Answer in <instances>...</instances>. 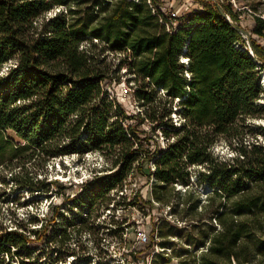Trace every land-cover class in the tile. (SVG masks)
I'll use <instances>...</instances> for the list:
<instances>
[{"label": "trees", "instance_id": "16d2710c", "mask_svg": "<svg viewBox=\"0 0 264 264\" xmlns=\"http://www.w3.org/2000/svg\"><path fill=\"white\" fill-rule=\"evenodd\" d=\"M201 1L204 9L167 31L160 0H0V167L9 171L11 193L47 196L52 181L30 167L69 153H98L111 171L65 198L72 216L50 205L49 219L28 229L37 220L11 212L14 228L0 230V264H61L76 254L72 241L83 256L80 232L94 236L96 251L100 230L119 244L124 227L111 212L135 200L170 215L151 225L145 246L159 249L153 264L173 257L179 264H264V145L246 140L264 135L253 124L264 117V46L249 38L251 55L239 13ZM253 18L251 34L264 39V17ZM122 68L124 84L134 83L133 116L104 86L119 84ZM144 122L162 146L144 148ZM220 141L237 156L213 155ZM133 174L147 178L146 201L123 192ZM0 181L7 184L5 176ZM101 209L109 218L99 221ZM32 242L43 244L37 253Z\"/></svg>", "mask_w": 264, "mask_h": 264}, {"label": "rangeland", "instance_id": "374dc122", "mask_svg": "<svg viewBox=\"0 0 264 264\" xmlns=\"http://www.w3.org/2000/svg\"><path fill=\"white\" fill-rule=\"evenodd\" d=\"M93 1V0H89ZM158 4L160 9L163 10L165 15L168 16L169 10L175 12L179 16L189 10H199L204 9L203 2L201 0H160ZM214 5H218L221 11L225 12L229 8L233 12H238L237 26L243 30V39L246 43L248 50L250 48V39H253L261 46H264V39L258 38L256 35L251 34V28L254 24V16L261 15L264 17V0H205ZM56 9L54 12H57ZM54 12L52 14H54ZM228 15V14H227ZM187 20V19H185ZM179 21V20H178ZM235 23V24H236ZM85 43V42H84ZM252 51V50H251ZM124 57V54L117 55L116 58ZM110 59H113L112 54L109 56ZM121 75L120 83H111L104 86L107 87L109 91L112 92L113 97L122 105L123 109L129 116L136 115L139 111V108L133 98L132 91L124 93V87H134L133 82L124 84V79L128 78L125 75V69L122 68L119 72ZM263 78V77H262ZM262 83V81H261ZM260 103L264 104V94L260 98ZM176 118H174L175 120ZM135 122V120L130 121ZM254 125L257 127H262L264 132V117L254 120ZM139 131L146 132L149 140L143 142L144 148L149 150L153 149L156 143L163 145L159 136L152 135L149 129V124L144 122L139 125ZM10 137H13L11 132H7ZM145 136L141 132L140 138ZM249 142L258 141V143L264 145V135L258 134L256 139L253 136L246 138ZM247 143V142H246ZM235 147V145H234ZM211 152L215 156L231 158L236 157L237 154L235 151H232L228 148L227 144L223 141L216 143ZM33 172H36L37 179L47 178V181H52L50 186V192L47 196H44L40 191L36 190L34 192L28 193L25 191L19 194H16L17 189L13 187V192L11 193L10 189L12 187V181L9 179V171L6 167H0V179L5 176L7 184H3L0 181V230L14 228V220L11 217V212H17L18 216L26 217L32 216L33 220H37L36 223L28 226V229L39 228L42 222L48 220L50 217V205L60 206L63 211H65L66 216H72L75 212V209H70V203H67L65 200L66 197H73L76 195L80 189V184L84 181L90 180L94 175H103L111 172L110 161L100 156L95 152L83 153L82 156H79L77 153H69L66 155H61L55 158H52L51 161L47 163V166L43 169H38L36 167H30ZM125 189L123 192L131 200L132 197L137 194L139 197L146 201L148 197L149 183H147V178L142 175L133 174L127 180ZM121 194V193H119ZM20 199V206L16 208V198ZM135 206H128L122 208L121 206L118 209H115L114 212H111V215L114 214V218L118 219L124 227V233L122 235V241L119 244L110 242L112 237H109L108 230H100L99 234L96 236L99 246L98 250L93 247L92 241H95L94 236H89L86 233L80 232V235L77 238L86 246L83 256L81 251L76 249V243L72 241V248L76 251L65 258V261L61 264H153L151 262L153 253L159 251L157 248L152 247L151 249L146 247L147 241L151 237V225L154 224L160 217L167 215L170 219V215L166 214L168 208L156 209L158 206L155 204L151 209L148 205H144L139 200H135ZM127 202V201H125ZM112 204L109 206L111 209ZM104 211L103 215L100 216L99 221H102L103 218H109L108 210L101 209L99 212ZM68 216V217H69ZM107 216V217H106ZM27 221H23L22 224H26ZM126 225V226H125ZM27 229V231H28ZM50 228L49 231H51ZM147 237V243H144L141 240V237ZM101 239V240H99ZM43 244L39 245L36 242L30 243L31 251L37 253L36 251L40 250ZM176 249H179V246H175ZM111 258L109 259V255ZM96 255V256H95ZM5 262L9 261L7 256H4ZM45 262V258L42 259ZM180 258L173 257L171 262L168 264H179ZM11 264H17V260L14 259Z\"/></svg>", "mask_w": 264, "mask_h": 264}, {"label": "built area", "instance_id": "2783aa9c", "mask_svg": "<svg viewBox=\"0 0 264 264\" xmlns=\"http://www.w3.org/2000/svg\"><path fill=\"white\" fill-rule=\"evenodd\" d=\"M160 10H161L162 13H164L162 9H160ZM188 12H189V10H186V11L182 14V16H185V14L188 13ZM165 14H166V13H164V15H165ZM165 17H166L165 21H164V22L161 21V22L165 24L167 31H170L171 28L173 29L174 27H176V26L178 25V23H179L178 19H179L181 16H179V15L176 14L175 12H172L171 10H169V14H168V16L165 15ZM225 17H226V20H227V21H229L230 23L233 24V21L231 20V18H230L229 15L225 14ZM234 46L237 48V47L240 46V44H239V43H236V44H234ZM244 48L248 50L247 47H244ZM248 51H249V53H251V50H250V49H249ZM187 62H188V59H187L186 57H183V56H182V57L180 58V63H183V64L187 65ZM184 75H185V77L189 78V73H188L187 71L184 72ZM262 82H263V80H262ZM263 86H264V85H263ZM108 91H109V90H108ZM128 91H130V90L128 89V87H124V93H127ZM109 95H110L111 97H113V94H112L111 91H109ZM113 98H114V97H113ZM151 169H153V168L151 167ZM141 240H142L144 243H147V242H148V241H147V237H145V236L141 237ZM146 241H147V242H146ZM155 248L158 249V247H155ZM158 250H159V249H158ZM167 251H169V250H167Z\"/></svg>", "mask_w": 264, "mask_h": 264}, {"label": "bare ground", "instance_id": "6f19581e", "mask_svg": "<svg viewBox=\"0 0 264 264\" xmlns=\"http://www.w3.org/2000/svg\"><path fill=\"white\" fill-rule=\"evenodd\" d=\"M263 82H262V85H264V75H263V78H262Z\"/></svg>", "mask_w": 264, "mask_h": 264}, {"label": "water", "instance_id": "95a60500", "mask_svg": "<svg viewBox=\"0 0 264 264\" xmlns=\"http://www.w3.org/2000/svg\"><path fill=\"white\" fill-rule=\"evenodd\" d=\"M251 55H252V51H251V53H250Z\"/></svg>", "mask_w": 264, "mask_h": 264}]
</instances>
